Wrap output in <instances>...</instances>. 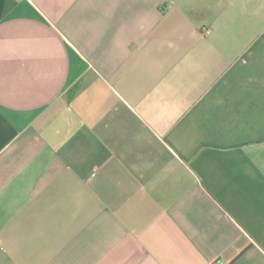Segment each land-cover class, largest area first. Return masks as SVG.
<instances>
[{"label":"crops","instance_id":"obj_1","mask_svg":"<svg viewBox=\"0 0 264 264\" xmlns=\"http://www.w3.org/2000/svg\"><path fill=\"white\" fill-rule=\"evenodd\" d=\"M264 264V0H0V264Z\"/></svg>","mask_w":264,"mask_h":264},{"label":"built area","instance_id":"obj_2","mask_svg":"<svg viewBox=\"0 0 264 264\" xmlns=\"http://www.w3.org/2000/svg\"><path fill=\"white\" fill-rule=\"evenodd\" d=\"M215 264H229V263L218 261V262L215 263Z\"/></svg>","mask_w":264,"mask_h":264}]
</instances>
